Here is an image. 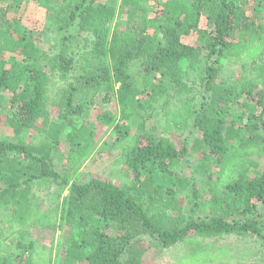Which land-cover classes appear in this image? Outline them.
Listing matches in <instances>:
<instances>
[{"label":"trees","instance_id":"obj_1","mask_svg":"<svg viewBox=\"0 0 264 264\" xmlns=\"http://www.w3.org/2000/svg\"><path fill=\"white\" fill-rule=\"evenodd\" d=\"M13 1L0 0V88L11 96L3 113L15 138L0 137V264H40L31 261L35 241L23 236L27 228L46 226L59 229L65 245L63 259L53 264H140L145 250L135 245L142 234L155 236L165 249L183 243L186 264H218L230 257L204 239L250 233L264 241V217L254 215L264 200V169L255 172L257 158H264V20L248 14L264 8V0H163L152 12L148 0H37L48 17L39 34L6 19ZM203 12L212 25L206 47L185 45L182 38L193 32L202 39ZM46 32L56 41L53 55L39 46ZM216 53L250 72L233 85L219 83L217 67L209 64ZM77 77L79 88L62 87ZM51 78L75 115L97 93L104 92L105 101L117 98L128 125L114 128L125 142L115 161L125 168V184L97 178L68 182L47 170L46 159L65 126L71 129L69 163L85 160L94 144L89 126L67 115L61 116L66 125L49 121ZM197 86L208 94L198 110L192 104ZM78 93L83 103L73 106ZM250 98L262 113L236 108ZM144 106L160 111L167 129L183 133L193 122L201 133L192 151L206 152L202 168L209 200L190 201L188 212L189 196L182 193L189 182L179 174L183 155L170 138L156 137L137 122L136 110ZM34 130L42 136L36 143L27 141ZM7 152L26 161L8 158ZM44 182L58 187L57 201L47 209L37 207L32 193ZM65 186L68 193L61 196ZM196 207L203 218L194 217ZM206 251L212 255L197 257Z\"/></svg>","mask_w":264,"mask_h":264},{"label":"rangeland","instance_id":"obj_2","mask_svg":"<svg viewBox=\"0 0 264 264\" xmlns=\"http://www.w3.org/2000/svg\"><path fill=\"white\" fill-rule=\"evenodd\" d=\"M161 1L163 2V0H148L147 4L148 7L151 8L150 11L152 12L157 7L158 9L161 8L157 5V3ZM52 6H54L53 2ZM7 10L6 19L19 20L24 27L33 31L35 34L44 31L45 22L48 18L47 12L43 7L39 6L37 0H14L12 3H9V8ZM253 12L257 13V21L261 18L264 20L263 7L258 8V10H248V14H252ZM2 19L0 18V21ZM199 28L205 31L202 39L200 35L193 32L189 36L183 37L182 43L188 46H201L202 44L206 47V41L209 39L207 34L212 29V25L206 19V12H203L200 16ZM45 34L46 36L39 39V46L42 49L50 50L48 54L53 55L56 50L54 48L56 41L54 42L52 34L48 32ZM74 45H76V42ZM208 51V49L204 50L205 58L209 54ZM217 55V53L212 55L209 64L217 67V81L219 83L233 85L239 82L243 78V75H246L251 70L247 68L245 71H242L243 69L234 63V59H220ZM260 63L264 64V56ZM76 67L78 69L77 71L81 73V67L79 65ZM81 82L82 80L77 77L76 79L67 80L62 87L65 88L68 85H72L79 88ZM61 89L60 86H57L56 79L51 78L46 106L49 121L66 125V122L61 119V116L67 115V118L74 121L76 125L84 124L89 126L94 132V144L91 152L85 160L77 164L69 163L67 161L68 142L66 136L71 129L65 126L63 133L60 135L59 142L55 145V149L46 159L49 161L47 170H53L63 178H67L68 182L74 181L76 183H88L92 179L97 178L122 186L127 182L124 177L126 173L125 168L115 163V161L120 157L123 147L122 145H124L125 142L119 133H115L116 130H114V128L115 125H118L119 128L124 127L127 123L124 121L122 122L120 118L121 114L117 98L110 96L108 97L109 100L105 101L104 92L97 93L94 102L92 104H86L87 106H84L82 113L75 115L71 113V110L66 109L63 102L60 100L59 96ZM194 92L195 98L193 99L192 104L194 107L196 106V109L198 110L200 104L205 100L208 94L203 88L198 86L194 89ZM10 98V94L0 88V137L15 139L13 131L7 127L5 123L6 115L3 113L8 110L7 105ZM139 99L143 101L145 98L140 97ZM80 103H83L81 94L75 100L73 106ZM240 103L241 102H239V104ZM239 104L236 108L245 114L248 112L255 114L262 113L261 107L256 105V100L253 98L247 100L245 104ZM136 111L139 117L137 122L144 125L146 131L156 137L170 138L174 142L173 144L176 145V148L181 151L183 155L182 161L179 165L180 169H178L181 176L180 178L186 179L189 182L188 189L182 193L184 196H189L185 204L186 212H188L191 207L190 201L196 203V200H209V195L205 186L207 173L204 172L202 168V160L205 159L206 152H204V150L199 152L192 151L193 141L201 137V133L194 126V123L191 122L185 132L177 133L165 127L164 119L160 111L155 110L154 108H149L148 106H144ZM136 126L131 125L132 130H135ZM30 137L31 141L36 143L42 136L40 132L34 130L29 134L27 141H30ZM6 156L18 160L21 163L26 161L22 155L14 152H7ZM257 161L258 168L255 172L261 173L264 169V158L259 157L257 158ZM67 187L68 186L62 188L61 196L67 195ZM57 189L58 187L50 182H44L33 187L32 193L36 195L35 197H37L38 200L36 203L37 207L47 209L48 206H53L56 203L55 201H57ZM194 194L197 195V199L194 198ZM255 211L256 213L254 215L256 217L258 216L260 219L264 217V200L257 203ZM194 217L196 219L203 218V214L201 215V213H199L198 207L195 208ZM0 220H2V216H0ZM112 234L114 235L113 232ZM23 239L27 241L30 239L35 241V251L31 254V261L34 263L53 264L63 259L65 245L59 229L54 230L47 226L40 228H27ZM137 240L135 247L143 248L145 250L140 264H177L183 259L186 253V247L183 243H178L165 249L161 247V244L155 236L142 234ZM202 243L209 244L213 248L221 247L225 252H228L230 257L227 258H225L223 254H220L224 259L219 260L218 264H221L222 262L223 264H237L238 262L243 264H264V241L250 233L243 235H225L215 239H204ZM197 255L198 258H201L204 256H211L212 252L206 251L205 253H198ZM124 259L125 256H123L121 260L123 261ZM186 263V261H181L179 264ZM202 263L207 264L209 262H201L200 264Z\"/></svg>","mask_w":264,"mask_h":264}]
</instances>
